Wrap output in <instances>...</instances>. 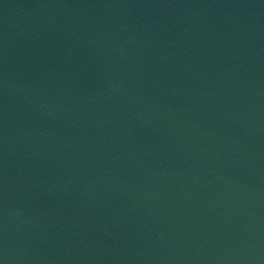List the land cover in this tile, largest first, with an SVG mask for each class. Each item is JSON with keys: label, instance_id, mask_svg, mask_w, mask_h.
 Listing matches in <instances>:
<instances>
[{"label": "water", "instance_id": "95a60500", "mask_svg": "<svg viewBox=\"0 0 264 264\" xmlns=\"http://www.w3.org/2000/svg\"><path fill=\"white\" fill-rule=\"evenodd\" d=\"M0 264H264V0H0Z\"/></svg>", "mask_w": 264, "mask_h": 264}]
</instances>
